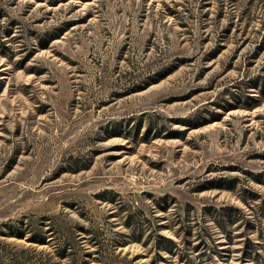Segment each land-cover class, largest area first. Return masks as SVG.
Returning a JSON list of instances; mask_svg holds the SVG:
<instances>
[{
  "label": "rangeland",
  "instance_id": "1",
  "mask_svg": "<svg viewBox=\"0 0 264 264\" xmlns=\"http://www.w3.org/2000/svg\"><path fill=\"white\" fill-rule=\"evenodd\" d=\"M0 264H264V0H0Z\"/></svg>",
  "mask_w": 264,
  "mask_h": 264
},
{
  "label": "trees",
  "instance_id": "2",
  "mask_svg": "<svg viewBox=\"0 0 264 264\" xmlns=\"http://www.w3.org/2000/svg\"><path fill=\"white\" fill-rule=\"evenodd\" d=\"M232 209L233 210H237L236 208H232ZM224 215H226V217L228 218L230 224H234V223H236L239 220V218H235L236 216H234V214L231 213V212H226V213H224ZM164 239L167 242H169L170 244L174 245V242L170 238H164ZM251 246H252V244L250 243V247Z\"/></svg>",
  "mask_w": 264,
  "mask_h": 264
}]
</instances>
